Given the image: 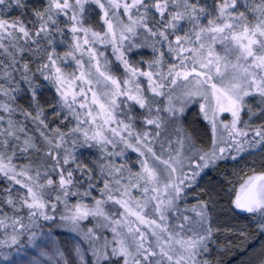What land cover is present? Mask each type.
Returning a JSON list of instances; mask_svg holds the SVG:
<instances>
[{"label":"snow or ice","instance_id":"snow-or-ice-1","mask_svg":"<svg viewBox=\"0 0 264 264\" xmlns=\"http://www.w3.org/2000/svg\"><path fill=\"white\" fill-rule=\"evenodd\" d=\"M236 250L264 264V0H0V264Z\"/></svg>","mask_w":264,"mask_h":264},{"label":"trees","instance_id":"trees-1","mask_svg":"<svg viewBox=\"0 0 264 264\" xmlns=\"http://www.w3.org/2000/svg\"><path fill=\"white\" fill-rule=\"evenodd\" d=\"M240 223H244V215L242 214L239 219ZM259 239V238H257ZM250 243V242H249ZM229 264H240V262L244 259L242 252L236 250L233 254L225 258Z\"/></svg>","mask_w":264,"mask_h":264},{"label":"rangeland","instance_id":"rangeland-1","mask_svg":"<svg viewBox=\"0 0 264 264\" xmlns=\"http://www.w3.org/2000/svg\"><path fill=\"white\" fill-rule=\"evenodd\" d=\"M188 119H189V122H190V123L195 122V121L198 119L197 116H196V114H195V110H193V112L189 114ZM253 158H258V156H254V157H251V158H249V159H253ZM228 167L230 168L231 165L229 164ZM237 219H238V221H239L240 217H238ZM239 222H240V221H239ZM244 222H245V221H244ZM258 242H259V239H256V240H253V241H250V243H252V244H255V243H258ZM240 251H241V250H239V252H240Z\"/></svg>","mask_w":264,"mask_h":264}]
</instances>
